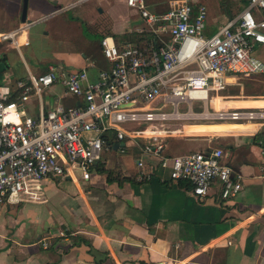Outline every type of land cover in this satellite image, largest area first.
Segmentation results:
<instances>
[{
    "label": "crops",
    "instance_id": "0c3cea01",
    "mask_svg": "<svg viewBox=\"0 0 264 264\" xmlns=\"http://www.w3.org/2000/svg\"><path fill=\"white\" fill-rule=\"evenodd\" d=\"M23 1L0 0V32L18 30L17 42L0 43V84H12L30 72L43 73L51 65L86 69L95 80L110 67L102 38L108 36L121 45L134 43L144 26L139 10L128 0H95L97 14L109 11L112 16L107 22L90 19L87 37L80 16L70 17L68 12L89 0H28L26 22L22 21ZM169 1L146 3L161 13L168 10ZM190 1L207 6V35L247 6V0ZM10 58H23L25 70L17 72ZM26 58L45 66H32ZM239 102L235 105L264 107V100L263 104ZM80 103L82 99L67 93L60 83L43 93L46 109ZM24 106L30 115L40 111L34 94ZM233 123L227 130L213 132L221 136L210 137L197 148L195 138L176 132L185 125L172 128L165 141L172 156L186 149L222 148L225 160L243 180L237 196L222 199L217 184L206 200H198L190 184L172 182L167 170L165 179L138 181L137 160L150 158L131 142L138 149L137 157L126 150L105 151L90 180H83L81 174L47 178L42 182L45 201L6 204L0 212V264H264V158L259 143L264 121ZM121 153L126 156L114 162L112 156Z\"/></svg>",
    "mask_w": 264,
    "mask_h": 264
},
{
    "label": "built area",
    "instance_id": "2783aa9c",
    "mask_svg": "<svg viewBox=\"0 0 264 264\" xmlns=\"http://www.w3.org/2000/svg\"><path fill=\"white\" fill-rule=\"evenodd\" d=\"M248 1L238 16L207 35L205 4L170 0L168 10L158 13L146 0H128L144 22L139 32L157 39L159 47L121 45L107 36L101 46L110 67L95 80L86 69L51 65L43 73L0 84V212L6 204L45 201L42 182L47 178L74 177L80 170L83 180H90L105 151L124 152L129 142L150 158L137 160L138 181L165 179L167 170L172 182L190 184L198 200H206L217 184L222 199L237 196L243 180L225 160V151L215 147L169 155L165 139L173 129L164 122L264 121V110L210 106L212 93L219 97L240 78L264 75V59L254 51L264 45V0ZM17 38L18 30L0 32V43ZM56 83L82 103L46 109L43 93ZM33 94L40 103L36 116L24 106ZM196 100L204 104L203 111L194 110ZM182 103L186 111L180 110ZM121 142L125 145L115 149ZM259 143L264 158V137Z\"/></svg>",
    "mask_w": 264,
    "mask_h": 264
},
{
    "label": "rangeland",
    "instance_id": "374dc122",
    "mask_svg": "<svg viewBox=\"0 0 264 264\" xmlns=\"http://www.w3.org/2000/svg\"><path fill=\"white\" fill-rule=\"evenodd\" d=\"M96 1L95 0H89V1H83L81 2L77 8L72 10L71 12H68L70 15L78 14L80 16V21L85 28V35L88 37L89 35V30L88 27L86 26L88 21H91L90 19H99L101 22H107L110 17L112 16L109 11L104 12L102 14H97L95 12V7H96ZM101 8V7H100ZM103 9V8H101ZM82 13V14H80ZM118 17L115 18L117 20ZM145 38V37H144ZM112 39V38H111ZM254 51L258 56L264 59V45L263 44H257L254 48ZM28 59L31 63L32 66L38 67V68H43L45 66L44 63H38L36 64L35 61L32 58H26ZM10 62H14V67L17 72L21 73L23 72L24 69V60L23 58H10ZM217 98H222V106H220L224 110L228 109H258V110H264V107L262 106H239L235 105L237 103H241L239 101L241 100H257L259 101L260 104H263L264 100V75H253L250 77H243L237 80L236 82H233L227 86V88L223 91L220 92L219 97L215 94H211V100H210V106L211 110L215 108L214 105V99ZM261 101V102H260ZM243 103V102H242ZM259 103H253L258 105ZM193 108L195 111L200 112L204 110V104L201 101H194L193 103ZM171 108L167 109L170 110ZM180 110L181 111H186L187 110V104L182 103L180 105ZM186 122V123H185ZM233 121H218V120H202V119H184V120H176V121H165L164 124L168 125V128H181L185 124V129H180L179 132H184L187 133L188 135L186 136H191L188 138H195L193 142V146H197L199 144L206 143L210 137H218L221 136L219 135L220 133H217L216 135H213V132H219V131H224L227 130L229 126H232L234 124H227V123H232ZM212 123H217V124H212ZM221 123V124H218ZM171 125V126H170ZM158 128H162L158 126ZM182 134V133H180ZM191 134V135H189ZM193 134V135H192ZM200 136H196V135ZM201 141L199 142L198 140ZM185 140V139H184ZM197 140V141H196ZM184 142V141H183ZM216 145L224 147V143H216ZM128 147L125 148L126 152L128 153L129 151L133 153L135 157L138 156V148L133 147L132 143L129 142ZM176 146H179L180 144L177 143L175 144ZM193 148V147H192ZM130 149V150H129ZM203 149V148H201ZM185 153H189L188 149H186ZM121 156H112V160L114 161L115 158H124L126 153H121ZM115 162V161H114ZM76 174H82L80 170L75 171Z\"/></svg>",
    "mask_w": 264,
    "mask_h": 264
},
{
    "label": "trees",
    "instance_id": "16d2710c",
    "mask_svg": "<svg viewBox=\"0 0 264 264\" xmlns=\"http://www.w3.org/2000/svg\"><path fill=\"white\" fill-rule=\"evenodd\" d=\"M248 0L246 2V4H248ZM149 34L148 33H140L137 34V39H135L133 42L134 44H136L137 46L141 47V48H145V47H150L151 45H154L156 47L160 46V42H158L157 39L152 38V37H148ZM145 37V38H144ZM1 75V73H0ZM17 98V94L11 96V99H16Z\"/></svg>",
    "mask_w": 264,
    "mask_h": 264
},
{
    "label": "water",
    "instance_id": "95a60500",
    "mask_svg": "<svg viewBox=\"0 0 264 264\" xmlns=\"http://www.w3.org/2000/svg\"><path fill=\"white\" fill-rule=\"evenodd\" d=\"M27 9H28V0H24L23 1V13H22V21L23 22H26V20H27ZM120 145L124 146L125 142L116 143L114 145L115 149H118Z\"/></svg>",
    "mask_w": 264,
    "mask_h": 264
},
{
    "label": "bare ground",
    "instance_id": "6f19581e",
    "mask_svg": "<svg viewBox=\"0 0 264 264\" xmlns=\"http://www.w3.org/2000/svg\"><path fill=\"white\" fill-rule=\"evenodd\" d=\"M220 102H222V98L220 99V98H215L214 99V104L215 103H220ZM186 123V122H185ZM212 124H217V123H212ZM232 124V123H231ZM234 124V123H233ZM185 125V124H184ZM171 126V125H170ZM183 130V129H182ZM176 132H179V131H176ZM146 133H148V134H151L152 133V130H151V128H148L147 130H146Z\"/></svg>",
    "mask_w": 264,
    "mask_h": 264
}]
</instances>
